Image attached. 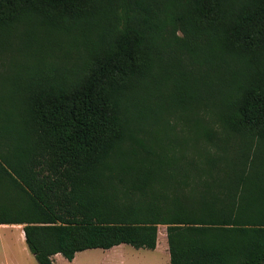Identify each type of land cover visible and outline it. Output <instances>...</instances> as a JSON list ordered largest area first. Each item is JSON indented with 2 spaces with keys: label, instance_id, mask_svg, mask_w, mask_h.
<instances>
[{
  "label": "trees",
  "instance_id": "trees-1",
  "mask_svg": "<svg viewBox=\"0 0 264 264\" xmlns=\"http://www.w3.org/2000/svg\"><path fill=\"white\" fill-rule=\"evenodd\" d=\"M4 224L38 264L159 226L264 264V0H0Z\"/></svg>",
  "mask_w": 264,
  "mask_h": 264
},
{
  "label": "crops",
  "instance_id": "crops-1",
  "mask_svg": "<svg viewBox=\"0 0 264 264\" xmlns=\"http://www.w3.org/2000/svg\"><path fill=\"white\" fill-rule=\"evenodd\" d=\"M8 206L11 208V202L8 203ZM18 227L23 228L24 231V225H0V236L2 238L9 237L12 231H18L17 237L23 241L22 233L17 229ZM24 243L26 244V241ZM52 261L54 264H171L167 231L163 236L158 233L155 250L136 249L130 245L122 244L109 250L90 249L79 252L72 261L57 254L52 257Z\"/></svg>",
  "mask_w": 264,
  "mask_h": 264
},
{
  "label": "rangeland",
  "instance_id": "rangeland-1",
  "mask_svg": "<svg viewBox=\"0 0 264 264\" xmlns=\"http://www.w3.org/2000/svg\"><path fill=\"white\" fill-rule=\"evenodd\" d=\"M172 119L173 122L176 120L175 117H172ZM236 142L237 141L232 140L230 145ZM17 229H19L21 233H24L22 230L23 228L18 227ZM166 231L167 228L165 226H159L158 233H160V236L166 234ZM10 234L11 236H6L5 238L0 236V264H38L37 260L24 243L25 241L18 239V231H12Z\"/></svg>",
  "mask_w": 264,
  "mask_h": 264
},
{
  "label": "bare ground",
  "instance_id": "bare-ground-1",
  "mask_svg": "<svg viewBox=\"0 0 264 264\" xmlns=\"http://www.w3.org/2000/svg\"><path fill=\"white\" fill-rule=\"evenodd\" d=\"M25 236H24V233H22V239H23V241H25V238H24Z\"/></svg>",
  "mask_w": 264,
  "mask_h": 264
}]
</instances>
